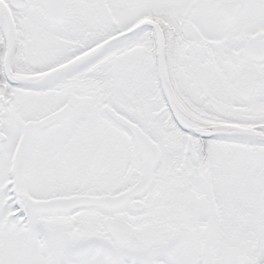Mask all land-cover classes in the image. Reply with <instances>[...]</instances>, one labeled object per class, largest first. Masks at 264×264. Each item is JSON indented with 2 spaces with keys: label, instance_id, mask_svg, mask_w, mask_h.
<instances>
[{
  "label": "snow or ice",
  "instance_id": "6c2138e0",
  "mask_svg": "<svg viewBox=\"0 0 264 264\" xmlns=\"http://www.w3.org/2000/svg\"><path fill=\"white\" fill-rule=\"evenodd\" d=\"M0 264H264V0H0Z\"/></svg>",
  "mask_w": 264,
  "mask_h": 264
}]
</instances>
